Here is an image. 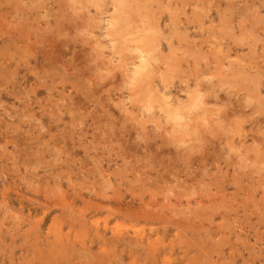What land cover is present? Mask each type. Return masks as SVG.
Instances as JSON below:
<instances>
[{"label": "rangeland", "instance_id": "obj_1", "mask_svg": "<svg viewBox=\"0 0 264 264\" xmlns=\"http://www.w3.org/2000/svg\"><path fill=\"white\" fill-rule=\"evenodd\" d=\"M0 264H264V0H0Z\"/></svg>", "mask_w": 264, "mask_h": 264}, {"label": "bare ground", "instance_id": "obj_2", "mask_svg": "<svg viewBox=\"0 0 264 264\" xmlns=\"http://www.w3.org/2000/svg\"><path fill=\"white\" fill-rule=\"evenodd\" d=\"M74 1V0H73ZM123 2V1H122ZM124 2H125V0H124ZM126 4H127V2H126ZM137 6H139V5H137ZM119 7V6H118ZM141 7V6H140ZM138 8V7H137ZM123 15V14H122ZM152 16V15H151ZM144 19V18H143ZM128 21V20H127ZM131 22H133V21H131ZM143 29V28H142ZM158 34V33H157ZM126 37V36H125ZM124 37V38H125ZM143 39V38H142ZM132 40V39H131ZM133 41V40H132ZM156 45V44H155ZM143 50H145V49H143ZM144 54H145V52H144ZM143 54V56H145ZM148 57V56H147ZM143 58V57H142ZM145 58V57H144ZM148 59V58H147ZM148 62V61H147ZM146 63V62H145ZM151 63V62H150ZM150 63H148V64H150ZM144 65V63L142 64V66ZM151 65H152V63H151ZM145 66V65H144ZM243 67V66H242ZM141 68V67H140ZM231 76V75H230ZM255 76V75H254ZM244 77V76H243ZM148 79V78H147ZM247 81V80H246ZM252 90H254V89H252ZM255 92V91H254ZM203 94V93H202ZM216 94V93H215ZM250 94V93H249ZM217 95V94H216ZM211 96V95H210ZM213 98V97H212ZM218 98V97H217ZM204 100V99H203ZM202 101V100H201ZM207 104V103H206ZM186 158V157H185Z\"/></svg>", "mask_w": 264, "mask_h": 264}]
</instances>
